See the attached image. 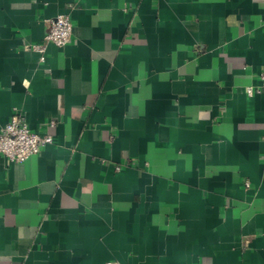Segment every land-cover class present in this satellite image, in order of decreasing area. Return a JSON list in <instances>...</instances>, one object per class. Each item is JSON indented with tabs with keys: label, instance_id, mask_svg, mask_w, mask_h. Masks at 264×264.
Wrapping results in <instances>:
<instances>
[{
	"label": "crops",
	"instance_id": "crops-1",
	"mask_svg": "<svg viewBox=\"0 0 264 264\" xmlns=\"http://www.w3.org/2000/svg\"><path fill=\"white\" fill-rule=\"evenodd\" d=\"M15 112L52 142L0 153V264H264V0H0Z\"/></svg>",
	"mask_w": 264,
	"mask_h": 264
},
{
	"label": "built area",
	"instance_id": "built-area-1",
	"mask_svg": "<svg viewBox=\"0 0 264 264\" xmlns=\"http://www.w3.org/2000/svg\"><path fill=\"white\" fill-rule=\"evenodd\" d=\"M73 24L68 14H58L47 20V29L42 43H33L27 49L38 51L40 59H44L47 44L52 43L57 47L64 46L71 38ZM251 92V89L248 90ZM49 126L55 125L54 120L48 122ZM52 142V135L48 132L37 134L29 128L24 118L13 113L9 121L0 127V153L12 162H22L30 155L36 154L39 148ZM107 264H112L111 262Z\"/></svg>",
	"mask_w": 264,
	"mask_h": 264
}]
</instances>
